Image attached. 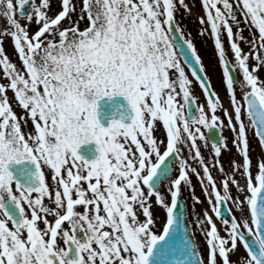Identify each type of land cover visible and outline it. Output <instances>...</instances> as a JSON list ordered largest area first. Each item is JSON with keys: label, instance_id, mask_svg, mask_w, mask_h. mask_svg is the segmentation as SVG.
<instances>
[{"label": "snow or ice", "instance_id": "obj_1", "mask_svg": "<svg viewBox=\"0 0 264 264\" xmlns=\"http://www.w3.org/2000/svg\"><path fill=\"white\" fill-rule=\"evenodd\" d=\"M200 2L228 108L177 18L186 0H0V264H264V0ZM106 97L132 115L105 127ZM25 161L21 183L9 165Z\"/></svg>", "mask_w": 264, "mask_h": 264}, {"label": "rangeland", "instance_id": "obj_2", "mask_svg": "<svg viewBox=\"0 0 264 264\" xmlns=\"http://www.w3.org/2000/svg\"><path fill=\"white\" fill-rule=\"evenodd\" d=\"M52 3H53V5H55V9H56V6L58 4V0H52ZM186 3H188L189 7L191 8V14L188 15L186 18H184V12L181 9L183 16L180 19H182V24L184 26H186L185 30L191 33V36H192V38H193V40H194V42L196 44L198 54L200 55V57H201V59L203 61V65L205 67L206 73H207L208 77L210 78V81H211L213 89L215 91H217V93L219 94V97L222 100L224 107L228 108V106H229V98L226 95L225 90H224V85L222 84L221 71L219 69L215 54L213 53V49L211 48L210 38H202V37L197 35V29L200 27V25L198 23V19H199L200 16H202V13H201V10H200V7H199L200 1L199 0H186ZM193 4H194V6H193ZM3 23H4L3 20L0 19V27H3ZM33 27H35V26H33ZM205 27H206V25H205ZM243 34H244V36H248V32L247 31H245ZM222 42L224 43L225 48L227 50L228 47H229V43L227 41L226 36L222 37ZM4 46L7 49L9 55H12L11 42L10 41H6ZM241 46L244 48L245 51H247V48L244 45H241ZM231 58H232V56H231ZM13 59L15 60L14 57H13ZM15 62L19 63L18 61H15ZM262 74H264V70H262ZM0 76H2V74H0ZM237 76H238L237 79H239L240 78L239 72H237ZM189 77L191 79L190 74H189ZM6 82L7 81H5L2 78H0V83H6ZM193 86L195 88L196 96L199 98L198 99L199 102L202 103L205 106L206 105L205 97L203 96L201 90L196 86L195 83H194ZM7 94H8L9 97H12V95H13L11 93V91H9ZM237 94L239 95V90L238 89H237ZM13 107H14V110L17 112L18 115L21 114V109L16 107L15 104H13ZM205 111H206V108H205ZM217 115H219L221 117V119H224L222 113L218 112ZM225 123H226V120H225ZM202 131H203V129H202ZM223 134L225 135V138L227 140L228 147L232 148L233 134L227 128L224 129ZM253 147H258V145L256 144V142L254 140L252 142V148ZM233 149H232V151H233ZM231 153L232 152H230V153L229 152H225L222 155L221 161H222V163H224V165L228 164V157H229V155H231ZM253 153H254V151L252 149L251 154H253ZM203 154L205 155V157L209 156V153L206 152V151ZM213 171H215V169ZM191 179H192L193 186L195 188V195L197 197H199L201 201H204L205 197L203 195V192L201 190V187H200L199 183L197 182L196 177L192 176ZM183 197L187 201V211L191 212L192 206H193V201H192V199L190 197V193H189L188 189H184ZM207 207H208V205L205 202V203H202L200 205H196V210H197V212H201L202 210L207 209ZM191 219H192V217L190 216L189 217V221H191ZM197 239H199V235H197ZM201 243H203V241H201Z\"/></svg>", "mask_w": 264, "mask_h": 264}, {"label": "flooded vegetation", "instance_id": "obj_3", "mask_svg": "<svg viewBox=\"0 0 264 264\" xmlns=\"http://www.w3.org/2000/svg\"><path fill=\"white\" fill-rule=\"evenodd\" d=\"M53 9H55V5H53ZM200 10H201V13L203 15L202 8H200ZM182 16L183 15H182V10H181L178 13L177 18L180 19ZM206 27H207V25H206ZM210 40H211V38H210ZM210 45H211V42H210ZM211 48L213 49V46L212 45H211ZM229 59L230 60L232 59L230 54H229ZM188 73L190 74V72H188ZM194 83L196 84L195 81H194ZM198 103L199 104H202V103L199 102V100H198ZM205 108H206V112H208L207 105H205ZM98 114H99L98 115V118L100 119L101 123L105 127L109 126L110 120L113 119V118L120 119L122 116H128V117H130L132 115L131 109L128 106L127 101L123 97H113L111 99H109V98L106 97L103 100H101L99 102V106H98ZM123 122L124 123H130V119H125ZM203 131H205L206 134H207V130H204L203 129ZM156 135L158 137L159 136H162L163 135V130L162 129H159L157 131ZM223 136L225 137L224 134H223ZM96 147L97 146L95 145V143L92 142V143H90L88 145H82L81 148L78 151H79V154L82 155L84 158H86V159H93V158H95V156L98 155V152H96ZM252 149H253L254 153L251 154V157H252V160H253V164H255L257 162V160L259 158H261V153H260L261 149L259 147H253ZM233 153H235V149H233L231 155H229L228 161L231 158V156H232ZM31 166H32V164H29L28 165L29 168H31ZM225 170L226 171H229L230 170L229 164H226L225 165ZM44 171L46 173L47 182L51 185V173L47 169H44ZM254 171H255V169H254ZM213 175H214V177L219 178L220 173L217 170H215V171H213ZM27 181L28 180H24L21 183H26ZM241 184H243V180H241ZM45 203L46 204H49V201L46 199L45 200ZM9 210L10 211H14L13 206L9 205ZM241 254H243V249H241L240 252L238 253V255H241ZM233 259H235V257H233Z\"/></svg>", "mask_w": 264, "mask_h": 264}, {"label": "water", "instance_id": "obj_4", "mask_svg": "<svg viewBox=\"0 0 264 264\" xmlns=\"http://www.w3.org/2000/svg\"><path fill=\"white\" fill-rule=\"evenodd\" d=\"M216 135V133H215V131H213V132H210L209 134H208V136H215ZM182 203L184 202V200L182 199V201H181Z\"/></svg>", "mask_w": 264, "mask_h": 264}]
</instances>
